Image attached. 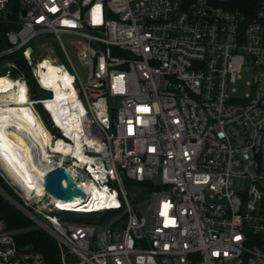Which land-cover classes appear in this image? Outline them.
<instances>
[{
    "label": "built area",
    "instance_id": "2783aa9c",
    "mask_svg": "<svg viewBox=\"0 0 264 264\" xmlns=\"http://www.w3.org/2000/svg\"><path fill=\"white\" fill-rule=\"evenodd\" d=\"M1 24L0 78L27 97L7 105L28 106L49 144L35 147L41 193L27 194L0 165V194L55 243L58 264H264V0H0ZM43 34L74 73L53 47L42 44L40 57L31 43ZM19 61L41 96L31 97ZM48 79L76 102L62 99L52 114ZM56 167L84 198L46 192ZM125 182L152 187L143 214ZM0 264L45 258L0 219Z\"/></svg>",
    "mask_w": 264,
    "mask_h": 264
},
{
    "label": "bare ground",
    "instance_id": "6f19581e",
    "mask_svg": "<svg viewBox=\"0 0 264 264\" xmlns=\"http://www.w3.org/2000/svg\"><path fill=\"white\" fill-rule=\"evenodd\" d=\"M47 70L51 77L67 79L66 75L58 74L57 70L50 65H47ZM45 83L55 92L54 100L48 103L52 114L58 111L57 108H64L61 106L62 99H66L65 103L76 102L71 98L73 94L59 91L57 85L52 84V79H48ZM14 85H18V90L8 91ZM0 90L5 92L0 94V165L8 171L13 180L20 183L27 194L29 191L40 194L42 189L40 180L39 182L36 180L38 177L41 178L42 169L34 162L35 147L39 144L38 152L45 153L44 145L49 144V133L43 127L39 117L28 106L7 105L10 101L18 104L26 102L25 90L20 83L8 78H0ZM71 116L68 120H71ZM60 145L61 142H57L56 149H60ZM30 176L31 181L28 179Z\"/></svg>",
    "mask_w": 264,
    "mask_h": 264
},
{
    "label": "trees",
    "instance_id": "16d2710c",
    "mask_svg": "<svg viewBox=\"0 0 264 264\" xmlns=\"http://www.w3.org/2000/svg\"><path fill=\"white\" fill-rule=\"evenodd\" d=\"M6 29V26L0 25V51L7 47V42L4 37ZM18 68L25 76L31 97L37 98L41 96L42 94L40 90H38L28 66L24 62L19 61ZM39 112L45 118L44 111L39 108ZM1 185L5 187L0 178V186ZM146 186L151 187L149 184H146ZM0 219L4 221L8 231L13 234L16 242L20 246H29L33 250L40 252L45 258V264H58V251L55 243L40 230L32 228L30 222L1 196Z\"/></svg>",
    "mask_w": 264,
    "mask_h": 264
},
{
    "label": "rangeland",
    "instance_id": "374dc122",
    "mask_svg": "<svg viewBox=\"0 0 264 264\" xmlns=\"http://www.w3.org/2000/svg\"><path fill=\"white\" fill-rule=\"evenodd\" d=\"M73 40V38L62 35L61 41L64 44V47L66 49V52L69 56V59L72 63L73 69L78 75L81 82H85L87 79L88 71L85 66H83L76 58L75 52L72 49V46L70 45V41ZM42 44H46L49 47H53L54 51L57 52L58 58L60 62L65 66V68L71 72L74 73L72 70V67L66 58V56L62 53L60 45L58 42L54 41L52 37L48 34H43L40 37H37L36 40H34L31 45L35 48V50H39L40 57H44L49 54V49L44 48L41 46ZM5 73V68L0 67V75ZM250 74H244L243 79L247 80L250 79ZM239 92H242L241 89ZM236 188L237 190L242 188L244 186V183L240 180H236ZM152 187H148L141 183H131L125 185V190L128 195L129 201L136 211L138 215H141L145 212L146 206L149 202V193L151 192ZM0 196L4 199V197L0 194ZM5 200V199H4ZM44 200L47 201V199L44 198ZM219 203H224L223 200H217ZM101 225H105L104 222L101 223ZM32 227V226H31Z\"/></svg>",
    "mask_w": 264,
    "mask_h": 264
},
{
    "label": "water",
    "instance_id": "95a60500",
    "mask_svg": "<svg viewBox=\"0 0 264 264\" xmlns=\"http://www.w3.org/2000/svg\"><path fill=\"white\" fill-rule=\"evenodd\" d=\"M43 179V185L46 192L54 198L71 200L76 196H80L81 198L85 197V194L77 186H74L67 171L61 167H56L55 169L48 171ZM62 179H65L66 187L62 186ZM125 184L128 183L125 182ZM71 187H73V190Z\"/></svg>",
    "mask_w": 264,
    "mask_h": 264
}]
</instances>
